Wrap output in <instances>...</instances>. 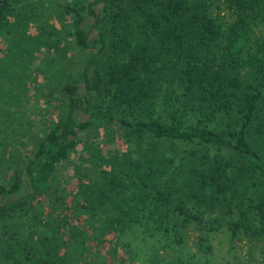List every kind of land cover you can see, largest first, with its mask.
<instances>
[{
    "label": "trees",
    "instance_id": "trees-1",
    "mask_svg": "<svg viewBox=\"0 0 264 264\" xmlns=\"http://www.w3.org/2000/svg\"><path fill=\"white\" fill-rule=\"evenodd\" d=\"M16 2L0 0V24ZM127 2L130 14L125 8ZM224 2L229 7L237 6L240 13L234 20L224 21L213 15L205 0H70L48 13L39 27L49 28L55 14L62 33L57 40L64 39L66 46L81 52L95 49L97 44L98 52L105 47L104 30L94 27L106 22L103 28L118 36L116 51L129 55L125 70L131 74L123 77L108 73L106 77L97 67L96 55L81 64L75 75L65 65L47 62L49 79L57 75L64 80L53 83L65 100L64 112L49 121L33 157L23 167L15 166L11 180L0 184V264H59L49 248H42L48 238L38 233L36 209L40 199L50 195L57 166L75 150L81 133L95 126L109 131L121 129L129 138L178 141L230 154L227 160L191 156L188 171L171 172L162 187L152 184L155 193H145L148 198L144 204L149 206L146 215L122 212V222L148 219L157 228L169 230L177 220L183 226L201 222L200 204L211 206L212 200L218 199L229 215L226 227L233 237L245 234L264 240V145L258 146L255 139L264 138V116H259L260 105H264V41L259 40V49L252 51L250 18L244 11L253 3ZM32 12L34 20L40 21V14ZM18 27L20 34L24 33L25 26ZM7 31L0 27V37ZM15 41L26 42L21 37ZM29 47L37 50L32 44ZM168 81L179 85L183 96L193 99L205 117L220 118L224 126L214 128L200 120L198 124H183L176 119L136 117L134 113L158 85ZM77 112L84 114V119L78 120ZM111 132L105 141L111 142ZM149 162L151 165L157 160ZM179 174L186 175L188 182H175L187 180ZM152 175L161 177V170ZM23 177L29 192L17 197ZM208 190L211 194L206 193ZM90 203L84 212L74 205L64 226L84 216L89 230L93 228L100 234L105 223L95 228L90 217L99 200ZM51 210L56 206L52 205ZM29 214L33 223H27L23 234L22 216ZM84 229L79 235L88 238Z\"/></svg>",
    "mask_w": 264,
    "mask_h": 264
},
{
    "label": "rangeland",
    "instance_id": "rangeland-1",
    "mask_svg": "<svg viewBox=\"0 0 264 264\" xmlns=\"http://www.w3.org/2000/svg\"><path fill=\"white\" fill-rule=\"evenodd\" d=\"M68 1L18 0L14 9L6 11L0 24L8 30L0 37V184L11 180L15 166L23 167L33 157L49 121L64 112L65 100L53 84L64 83V80L57 75L49 79L47 62L65 65L66 70L75 75L81 64L96 55L97 67L106 77L108 73L123 77L131 74L125 70L129 55L116 51L118 36L104 29L106 22L94 27L95 30L103 29L106 34L107 43L99 52L98 44L95 49L81 52L74 46H66L64 39L57 40L62 33L55 14L51 16L49 28L39 27L48 13ZM248 1L253 3L252 8L244 14L250 18L249 37L253 39L252 51L256 52L259 40L264 41V0ZM209 3L212 14L224 21L234 20L240 13L237 6L229 7L224 0H205L206 5ZM125 8L130 14L128 2ZM32 10L40 14V21L34 20ZM17 25L26 27H23L24 33L20 34ZM119 32L123 33L121 29ZM17 37L26 42H16ZM29 44L37 50L31 49ZM144 103L134 113L139 119H176L183 124H198L200 120L214 128L224 126L220 118L205 117L194 100L183 96L179 85L173 81L161 82ZM260 109L262 118L264 105H260ZM75 116L78 120L85 117L81 112ZM111 130V142L105 141ZM111 130L95 126L83 131L75 150L57 166L50 195L39 201L36 228L40 235L48 238L43 241L42 248H49L59 264H264V240L245 234L233 237L226 227L229 215L218 199H213L211 206L200 204L201 222L193 221L183 226L177 220L169 230L157 228L156 223L148 219L122 222V212L146 215L149 206L144 204L148 198L145 193H155L152 184L156 182L162 187L171 172L188 171L191 156L227 160L230 154L178 141L129 138L121 129ZM255 139L258 146L264 145L263 137ZM155 159L157 163L150 165L149 160ZM159 170L161 177L152 175ZM179 176L187 180L175 182H188L186 175ZM22 180L17 197L29 192L26 177ZM206 193L211 194V191ZM94 200L99 203L90 217L95 228L105 223L100 234L94 233L93 228L89 230L84 216L69 219L70 225L64 226L63 221L72 215L74 205L84 212ZM52 205L56 210H51ZM30 215L22 216L23 234L27 232V223H33ZM82 228L88 231V238L79 235Z\"/></svg>",
    "mask_w": 264,
    "mask_h": 264
}]
</instances>
